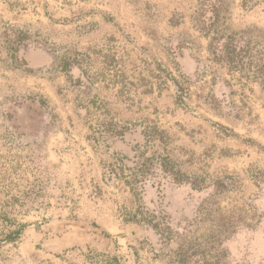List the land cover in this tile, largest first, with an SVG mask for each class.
<instances>
[{"label": "rangeland", "instance_id": "rangeland-1", "mask_svg": "<svg viewBox=\"0 0 264 264\" xmlns=\"http://www.w3.org/2000/svg\"><path fill=\"white\" fill-rule=\"evenodd\" d=\"M0 264H264V0H0Z\"/></svg>", "mask_w": 264, "mask_h": 264}, {"label": "trees", "instance_id": "trees-1", "mask_svg": "<svg viewBox=\"0 0 264 264\" xmlns=\"http://www.w3.org/2000/svg\"><path fill=\"white\" fill-rule=\"evenodd\" d=\"M14 240H15V238L11 237L9 241L11 242V241H14Z\"/></svg>", "mask_w": 264, "mask_h": 264}]
</instances>
